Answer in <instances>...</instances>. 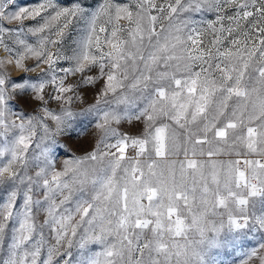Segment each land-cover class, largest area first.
<instances>
[{
    "label": "snow or ice",
    "instance_id": "1",
    "mask_svg": "<svg viewBox=\"0 0 264 264\" xmlns=\"http://www.w3.org/2000/svg\"><path fill=\"white\" fill-rule=\"evenodd\" d=\"M0 48L41 70L0 71V264H264V0H0ZM73 121L100 137L57 168Z\"/></svg>",
    "mask_w": 264,
    "mask_h": 264
},
{
    "label": "rangeland",
    "instance_id": "2",
    "mask_svg": "<svg viewBox=\"0 0 264 264\" xmlns=\"http://www.w3.org/2000/svg\"><path fill=\"white\" fill-rule=\"evenodd\" d=\"M20 3L24 4H36L39 2V0H19ZM61 3L68 4L71 3L72 0H60ZM86 2L91 6H97L102 0H86ZM115 3L119 4H130L133 2V0H114ZM161 0H157V3H160ZM197 19L200 20H214L215 19V13H204L202 15H198ZM35 20H27L25 21V24H35ZM166 23V22H165ZM122 25L127 24L126 21H121ZM18 25L16 23H13L11 25H8V27L16 28ZM86 25L81 22L73 21V23L69 26V29L66 30V37H65V48L67 51H70L71 49L76 47V42H78L81 37L84 35V29ZM211 37H205V42H207L208 39ZM30 40H35V37H30ZM8 54L0 48V59H6ZM26 66L32 67L35 65L36 61L34 59H29L25 61ZM0 71H7L10 74L11 79L15 80L23 76H30V77H36L41 74V70L37 69L36 72H23L18 70L14 63L12 65L6 66L4 69H0ZM92 75L96 74V70H93L91 73ZM80 79L79 76L77 77H69L68 83H75ZM103 81H100L99 84H97L95 87H88L84 88L80 91V95L83 97V103L77 101L72 105L74 111H79L83 107H87L89 104H92L95 102L96 94L99 91V88L102 86ZM50 89L46 90L49 91ZM16 107L20 110H22L26 114H41L39 112V103L36 101H33L31 97H24L22 99H17L14 101ZM48 107L53 111H59L60 105L52 101ZM123 107V106H121ZM49 126L55 127L54 122L51 120L47 121ZM120 131L122 132H128L132 135H138L143 130V124L141 122L132 121L131 123H122L118 126ZM39 135V133H38ZM100 137L99 130L94 125H86L81 126L79 124V121H73L71 126L66 130L65 134L58 137V141L60 144V148L57 149V156L59 157V161L57 163V168H60V166L63 164V162L66 159L72 158V157H82L86 155L88 152H91L94 150L96 143ZM31 153V149L29 150ZM134 150L129 149L128 155H133ZM228 157H218V159H227ZM235 158V157H232ZM260 205H257V208L259 209ZM39 219L42 221L44 219V215L41 214ZM179 239V238H178ZM252 246H258L256 244V241H253ZM231 264H241V260L246 259L241 253H236L234 256H228L226 257ZM250 264H259V260L253 259V261L250 262Z\"/></svg>",
    "mask_w": 264,
    "mask_h": 264
}]
</instances>
